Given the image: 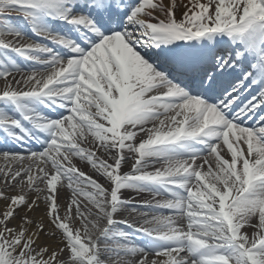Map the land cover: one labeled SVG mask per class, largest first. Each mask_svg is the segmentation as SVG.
<instances>
[{"label": "snow or ice", "instance_id": "6c2138e0", "mask_svg": "<svg viewBox=\"0 0 264 264\" xmlns=\"http://www.w3.org/2000/svg\"><path fill=\"white\" fill-rule=\"evenodd\" d=\"M0 145V264H264V0H0Z\"/></svg>", "mask_w": 264, "mask_h": 264}, {"label": "bare ground", "instance_id": "6f19581e", "mask_svg": "<svg viewBox=\"0 0 264 264\" xmlns=\"http://www.w3.org/2000/svg\"><path fill=\"white\" fill-rule=\"evenodd\" d=\"M15 15V14H13ZM36 40H39L40 42H46L44 41L42 38L36 37ZM1 146V145H0ZM9 147H11V145H9ZM32 147H38L35 145H32ZM5 161L0 158V167H3L5 165ZM81 167L84 168L85 171H88V169L86 167H84L83 165H81ZM124 170L127 171L128 170V165H124ZM65 195H69L68 193H65ZM126 195L131 199L132 203L137 204V205H142L145 202L151 201L153 204L155 203V201L153 200L152 196L148 193H140L137 194L135 192H127ZM156 199H160V197H157ZM63 202V201H62ZM148 211L147 208H138L137 212L135 213H131L129 211H125L123 212L119 217H117V219L123 220L125 218H127L130 222L133 220H140L141 217L139 215V213L141 212H146Z\"/></svg>", "mask_w": 264, "mask_h": 264}]
</instances>
